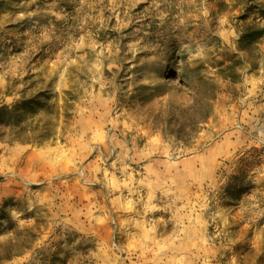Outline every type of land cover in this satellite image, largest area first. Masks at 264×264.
<instances>
[{
	"label": "rangeland",
	"instance_id": "1",
	"mask_svg": "<svg viewBox=\"0 0 264 264\" xmlns=\"http://www.w3.org/2000/svg\"><path fill=\"white\" fill-rule=\"evenodd\" d=\"M258 28L264 0H0V106L42 93L49 122L80 94L56 140L0 136V264H264ZM233 60L238 92L223 86L195 145L165 138L180 70Z\"/></svg>",
	"mask_w": 264,
	"mask_h": 264
},
{
	"label": "trees",
	"instance_id": "2",
	"mask_svg": "<svg viewBox=\"0 0 264 264\" xmlns=\"http://www.w3.org/2000/svg\"><path fill=\"white\" fill-rule=\"evenodd\" d=\"M262 35H264V28H258L255 31L247 32L243 39L255 41ZM204 69H206L204 66L194 69L186 66L181 69L180 72L184 78L180 80L179 86L173 89L174 95L164 93V95L168 94L166 107L156 115L163 136L173 139L183 148L193 147L199 139V134L214 114L219 94L224 91L223 86L225 85L226 91L233 94L238 92L235 86L240 76V67L235 60L219 69L215 76L205 75ZM170 74L171 79L175 81L178 77L177 69ZM170 89H172L171 86ZM141 90L151 91L153 88L141 85L136 91ZM64 95L62 106L58 102L53 104L49 122L43 117H39L38 110H36V107H43L42 93L13 108L6 104L0 106V126H3L4 130L10 128V133L3 134L1 131L0 136H7L13 142L24 144H43L48 139L56 140L60 121L71 126L80 94L74 90H67ZM143 96V93L140 92L135 99L139 102L145 100L150 102L156 97L154 94H149L145 98Z\"/></svg>",
	"mask_w": 264,
	"mask_h": 264
}]
</instances>
